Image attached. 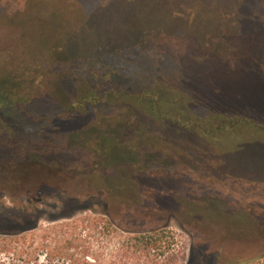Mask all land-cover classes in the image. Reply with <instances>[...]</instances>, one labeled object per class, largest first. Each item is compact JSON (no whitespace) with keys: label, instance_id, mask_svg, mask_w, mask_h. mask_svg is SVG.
<instances>
[{"label":"rangeland","instance_id":"rangeland-1","mask_svg":"<svg viewBox=\"0 0 264 264\" xmlns=\"http://www.w3.org/2000/svg\"><path fill=\"white\" fill-rule=\"evenodd\" d=\"M106 15L108 17L105 18ZM118 15L124 16V21H133L132 30L137 31L145 25L155 28L151 33L142 29L141 37L136 34L138 42L128 51L130 59L123 54L112 53L108 62L121 64V61L129 60L133 64L153 65L162 55L154 49L165 48L168 58H164L168 66L166 69L162 67L161 71L168 76V81L179 85L183 91L207 100L222 96L233 99L240 95L264 104V0H0V67L18 68L31 64L36 75L32 84L34 92L47 90L34 96L29 107L35 109L33 112L39 110L40 114L47 111L49 117L46 115L39 121L27 119L21 113L27 111L25 108L12 109L13 113L11 109L0 112V121L18 125L20 129L17 130L21 131L20 137L24 139L29 152L42 154L53 147L50 150L54 151L55 158L73 167H85L88 175L92 174L96 180L100 171L93 168L101 167L103 157L116 161L130 155L122 142L116 144L115 141L117 138L123 141L128 139L136 145L138 138L134 132L142 118L137 112L131 114L120 107L116 108V112L112 105L101 111H115V114L100 115L95 123H89L85 109L72 112L73 107L65 104L66 101L74 103L85 85L68 76L62 67L55 66L52 76L42 68L44 63L53 65L67 62L68 58L62 54L82 56V62L85 59L93 60V56H85L86 51H99L106 44L117 41L119 36H114L102 23L111 17L116 19ZM188 35L195 36V40ZM60 46L63 50L59 53L46 52ZM188 46H194L203 54V62L197 64L189 55H185L181 65H173L174 62L169 59L172 52L180 53ZM175 67L177 73L172 70ZM26 75H31V72ZM56 76L61 78L59 83ZM41 105L43 108H40ZM65 111L72 114L69 120L61 123L60 116ZM110 119H114L110 121L111 126H105ZM141 121L146 123L147 119ZM151 125L150 133L162 135V140L155 143L154 148H150L149 143L138 147V155L128 158L133 160L128 162H133L132 179L138 188L134 184L124 190L119 186L117 193L120 196L107 201L101 195L96 199L95 209L98 211L106 207L111 211L114 223L126 230L167 226L176 232L185 250L192 244L201 245L210 240L209 243L215 246L213 241H219L224 252L248 259L244 264H264V214L257 210L258 207H254L257 213L232 211L225 208L223 199L211 194L221 188L226 191L224 194L229 202L246 200L255 203V206L263 205L264 170L244 172L242 177H248L249 182L240 187L242 183L239 184L237 177L232 176L239 175L240 171L234 169L231 162L219 164L209 145L205 143L204 152L201 153L200 145L204 142L195 136L190 137L188 133L174 128L166 130L165 135L159 131L161 124ZM51 126L53 129H50ZM58 126L68 129L66 132L58 131ZM107 132L111 134L107 135ZM99 145L104 148L103 155L95 150ZM60 146L70 148V154L63 159L57 154L59 150L55 152L57 147L61 149ZM161 170L174 174L188 171L200 180L198 182L204 181V184L196 183V186H210V189L207 193L186 197L182 193L190 190L187 183L195 186L190 178L180 175L146 178L147 172L154 174ZM26 172L27 175L21 177L23 182L35 179L49 183L58 177L39 166ZM122 177H118L114 183H120ZM209 180L212 184L208 183ZM95 185L91 179L84 178L81 187L85 189L86 186ZM70 186H74V183ZM44 190L54 192L55 189L48 187ZM235 190L241 192L236 193ZM17 199L15 201L9 195L0 193V247L10 238H50L63 234L67 228H73V223L65 222V218L51 220L58 207H55L56 200L49 198L37 206L45 213L39 216L35 229L12 237L7 235L3 229H8L9 223L27 216L22 213L21 207L24 203L29 204L26 196L20 201ZM104 200L106 205L102 204ZM83 215V212H78L75 218ZM55 224L58 227L53 231L51 226ZM63 224L64 230L60 231ZM14 263L8 254L0 251V264Z\"/></svg>","mask_w":264,"mask_h":264},{"label":"trees","instance_id":"trees-1","mask_svg":"<svg viewBox=\"0 0 264 264\" xmlns=\"http://www.w3.org/2000/svg\"><path fill=\"white\" fill-rule=\"evenodd\" d=\"M122 17L124 16L118 15L116 19L111 17L102 23L103 27L119 37L116 38L117 41L114 44L110 43L101 47L102 50L86 51L85 56H93V60L85 59V62H82L84 58L82 56L62 54L68 58L67 62L42 65V68L46 69L51 76L54 74L55 66L62 67L68 76L74 77L79 83L85 85L82 94L75 97L74 103L69 104V101H63L67 106L73 107L72 112L85 109V114L88 116L87 121L95 123L100 115H113L117 112L116 108L120 107L131 114L137 112L142 117L141 120L147 119L146 123L140 120L135 129L134 134L138 138L137 143L135 142L137 146L130 143L128 139V141H123L116 137V144L122 142L125 151L131 156L138 155L136 154L140 151L138 147L149 143L148 146L154 148V144L162 140V135L150 133L152 132L151 124L157 123V126L161 124L159 131L164 134L169 128H174L176 131H184L190 137L195 136L197 140L204 142L200 145L201 153L204 152V146L209 145L217 156L219 164L231 162L234 169L240 171L239 175H232L233 178L237 177L239 184L242 183L240 187L249 182L248 177H244L246 180L242 177L244 172L255 171L256 173L264 170V104L249 97L242 98L240 95L234 96L233 99L222 96L207 100L183 91L179 85L168 81V76L161 71L162 67L166 69L168 66V61L164 58H168V51L165 48L154 49L159 50V54L162 55L158 58L160 61L156 59L153 65L133 64L129 60H123L121 64L108 62L107 59L112 53L123 54L125 58L130 59L128 51L138 42L136 34L140 36L142 29L150 30L151 33L155 28L151 27L152 25H145L135 31L131 29L133 21H124ZM107 27L119 32H113ZM187 37L192 40L196 38L192 35ZM62 50L63 47L60 46L52 49V52L49 50L46 52L53 54L55 51L59 53ZM172 53L169 59L174 62L175 66L183 63L185 55H189L197 64L204 60L203 54L198 52L194 46H188L180 53L174 51ZM176 67L172 69L175 73L178 71ZM32 68L31 64L20 65L18 68L0 67V112L11 109L10 112L13 113L12 109L25 108L27 111H21V113L27 119L39 121L46 115L49 117L46 114L47 111L40 114L39 110L33 112L35 109L29 107L32 104L30 100L34 96L47 91L43 89L34 92L32 84L36 80V75L33 74ZM159 68L160 70H157ZM29 71L31 75H26ZM60 80L61 78H56L58 83ZM112 105L115 106L113 110L116 112L103 113L101 111L102 108ZM40 108H43V105ZM72 112L65 111L61 114V123L69 120ZM102 118L108 119L109 117ZM110 121L114 119L106 121L105 126H111ZM66 129L68 128L57 127L58 131ZM20 136L12 125L0 121V193L9 195L15 201L17 198L20 201L26 196L29 202V204L21 205L22 213L27 216L9 223L8 229H3L4 232L12 237L26 230L35 229L39 216L45 213L37 206L49 198L55 199L57 203L54 206L58 207L57 213L51 215V220L57 221L59 218H65V222L73 223V228L64 230L63 224L60 231H64L59 236L50 238L42 236L31 239L15 237L3 242L0 251L8 254L11 261L15 262L14 264H244L248 260L224 252L221 248L222 242L219 243V241H213L215 246L210 244V240L201 245L192 244L185 250L176 232L167 226L148 230H126L114 223L112 213L106 207L97 211L94 205L101 195L108 201L119 195L117 193L119 186L124 190L132 184L136 185L132 179L133 162H128L133 161L128 159L130 155L116 161L103 157L104 162L100 161L101 167L93 168V170L100 171L96 180L92 174L88 175L85 167H73L55 158L54 151L50 150L53 147L48 148L42 154L29 152L28 147L24 145V139ZM97 147L95 150L101 151L103 155V146ZM59 148L61 149L57 147L55 152L59 150L57 154H60L61 158L70 154V148L66 146ZM38 166L52 174L55 173L58 176L57 179L49 183L34 181L35 179L23 182L21 177L27 175L26 170L36 169ZM175 174L161 170L154 174L147 172L146 178L159 175L165 177H179L180 175L190 178L195 186L187 183L190 190L182 193L186 197L207 193L210 189V186L205 188L196 186V183L204 181L198 182L200 180L188 171L175 172ZM105 176L108 178L105 179ZM121 176L123 177L120 183L115 184L114 181ZM84 178L91 179V182H95L96 185L82 189ZM211 182L209 180L208 183L212 184ZM71 183H74V186H70ZM48 187H53L54 192L44 190ZM136 188H138L137 185ZM216 190L217 192L210 193L223 199L225 208L253 213L256 212L254 207H258L257 210L264 214V204L255 206V203L246 200L229 202V198L224 194L226 191L221 188ZM235 192L240 193L241 191L235 190ZM102 202L103 205L107 204L106 200ZM78 212H83L84 215L76 219ZM56 227H58L56 224L52 225L51 230L55 231Z\"/></svg>","mask_w":264,"mask_h":264},{"label":"flooded vegetation","instance_id":"flooded-vegetation-1","mask_svg":"<svg viewBox=\"0 0 264 264\" xmlns=\"http://www.w3.org/2000/svg\"><path fill=\"white\" fill-rule=\"evenodd\" d=\"M13 126V129L17 130V129H20L18 128V125H12ZM18 134L20 135L21 131L20 130H17Z\"/></svg>","mask_w":264,"mask_h":264}]
</instances>
